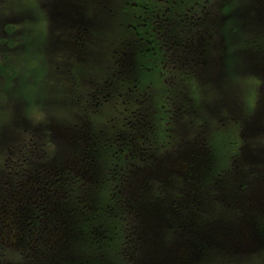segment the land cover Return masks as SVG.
<instances>
[{
	"label": "rangeland",
	"instance_id": "374dc122",
	"mask_svg": "<svg viewBox=\"0 0 264 264\" xmlns=\"http://www.w3.org/2000/svg\"><path fill=\"white\" fill-rule=\"evenodd\" d=\"M105 1L110 2L114 15V18L110 21V25H115L121 12V5L117 0ZM129 1V6H131L132 1L136 2L137 0ZM173 1L174 0H171V3ZM179 1L180 0H175V3ZM201 1L204 2V0ZM162 3L163 1L160 2L159 6L163 11L162 14L165 15L170 11L165 10L166 7H164ZM167 3L170 4V2ZM1 4L2 3H0V11L4 9ZM3 5L6 6L8 11L6 10V14H2V12L0 17H2L1 15L7 16L14 10L22 12L24 16L27 17L28 15H31L27 8L34 13L35 16H32L36 17V10L39 9L40 0H5ZM88 6H90V1L88 2ZM149 6L150 5H148V7ZM141 8L142 6L140 9ZM143 11L141 12V18L144 16ZM42 13L43 11L38 12V17L41 16ZM194 14L196 16H201V14L196 11ZM24 26L26 28V33L24 34L25 46L23 50H21L17 56H14L12 61L8 63L4 62L1 66L3 71L0 70V125L3 127L5 124L7 129H17L18 119V122L26 127L24 136H21L22 138L19 136L14 137L11 141L9 140L11 136L8 133V130L0 128V134L7 136V139L0 142V196L2 195L5 184L7 185L10 182L18 183L19 174L27 170L29 172H33L37 169H42L45 175L49 173L50 176L51 173L53 175L56 174V170H58V167L56 166L57 164H60L61 166L59 168L63 171L65 170L66 174H68V171L71 170L76 172V176L84 178V175L79 173L78 167L71 168L74 163H71L69 160H74L75 157L77 161L81 162L84 156H87V154H85V148L82 146L81 149L83 151L81 152H74L73 150L80 141L86 143L101 133L110 130L112 125L119 124L123 132H127L128 140L127 142L119 141L117 143L116 140L118 138L115 137L112 143V141L108 142V139L106 138L104 140L106 142H102L104 148H106L105 143L113 146L116 142L117 148L115 150H121L124 148V144H130L131 147H137L141 143L143 144L148 142L144 137V133H147L148 131L146 128L145 131H143V127L146 124L144 123V120L147 121L146 112L149 111V109L144 105L139 107L138 103H136L126 110L125 108L127 105L125 106V104H127L129 98L126 95V92L120 96L121 89H124L125 87L128 88L131 81L134 84L138 82V77L131 78L130 82L125 81L122 84H119L117 79L114 77L112 70L114 68H118L122 71L127 69L126 63L128 61L116 64L111 62L109 58L110 54L112 56V54L116 53V50L123 51L124 49L131 51L132 49H130L128 45H123L122 43L119 44V42L113 45H108V58L105 56L101 58L93 55L87 58V61L83 63V67H71V70L77 76H70L64 79L66 82L64 83V88L66 87L67 89H64L63 87V89H60L58 86L60 84L52 89H48L46 84L49 83L50 87L57 84L56 80L50 77L52 76L50 74V72H52L51 69L55 68L54 63H56V60L51 58L50 62L47 63L49 67L48 72H43L44 68L42 69V66L39 65L41 56H39L37 52L36 45L38 37L41 40H45L47 38L48 35H46V28L42 27V22L40 20L37 21L29 18L24 20ZM155 27L159 34L162 30H170L172 26H166V24H163L162 26L161 21H159L155 22ZM146 30L147 28L143 31L144 34ZM149 30H151L150 27ZM147 34L145 35L150 36V33ZM157 41L160 42V39ZM146 44L149 45L150 41L145 40V45ZM128 51L125 52L129 54ZM173 53L174 51H172V54ZM169 57L170 56L156 58V61H160V71L162 74L167 73V68H171L166 64L163 66L161 65V63L164 61L166 62ZM189 57L190 56H188V59H190ZM154 58L155 57L152 58V63ZM174 58L175 55H173V59ZM104 59L108 60V69ZM81 60L82 59L78 61ZM136 60L138 64H140L141 58L138 54H136ZM235 66H239L242 69L241 61L238 62L236 59L232 58V69L235 68ZM139 68L140 67L137 66V69ZM207 68H209V66ZM8 69L12 71V74L7 72ZM261 69H264V67H261ZM208 70L210 73H208ZM217 71V73H211V68H209L202 72L204 81H211L215 83V85L204 84L201 86L202 78L196 76V81L193 82L192 85H189L186 89L188 91H186L187 96L183 95V99L185 101H187V98L190 99L194 106V111L192 113L193 126H184L181 133H179L175 129L176 121L173 120V117L171 118L169 115L166 117L165 112L161 110L160 113L156 114V119L151 122L156 123L160 120V122L156 125L158 132L154 131L152 133L151 141L156 139L158 140L157 144H166V149H163L160 152H163V154L167 153L165 162L173 160L172 164H177V171L180 170L179 165H183L185 160L188 159L187 156L190 154H197L196 152L199 150V147L202 151L207 149V151L203 152L204 154H210L208 148H212L215 155H212L211 153L210 156L214 158V161L210 163V167H201L206 179L210 178L212 175L209 179L210 183L207 182V184H210V190L215 187L213 184H217V180H215L218 177L217 172H220L224 168H231L229 173L236 172V170L239 169L238 165L241 164L239 163L237 156L239 154L242 158L245 154V129L240 126L242 123L238 122V119L235 117L236 115L233 113L237 114L236 112L239 111L241 115L243 113L246 114L252 107L255 109V107L259 105L260 101L264 104V101L262 100L264 98V82L262 79L258 80V77L253 76L251 73L247 76H243L244 73L241 72H237L240 75L239 79H237L236 72L234 70H230L229 65L227 66L226 64L223 66L220 65V68H218ZM156 72H158V70ZM207 76L211 77V79H206ZM165 77H168L169 81L173 79L174 83L177 81L175 77L170 76L168 73L163 78ZM93 80L94 84L92 86ZM140 80H143L141 84L142 86L146 85L148 87L150 85L151 88L153 85V89H155V87L159 88L162 86L156 73H150V75L141 73ZM60 86H62V84ZM97 88L99 89L97 90ZM87 91L89 92L86 95L94 93H97L96 95H98V93L103 92L100 98L103 103L100 108L97 107L100 106L102 101L96 102L95 100L97 97L95 96H90V98L87 97L86 100L77 103L74 107L70 105L72 101L74 102L77 98L82 97L79 93L85 94ZM62 92L63 94H60ZM154 94L155 93H151V91H149L148 95H146L147 97L143 101L144 103L151 105V107L156 108L159 106L161 101L160 98ZM116 97H119L122 100V103L124 102L122 106H116V103L114 102ZM237 97L240 101H242L241 103H243L241 106H238V104L235 103L238 101ZM165 98L166 95L163 94V99L165 100ZM131 100H134V96ZM136 101H138V99H136ZM199 101L200 107L198 104ZM89 103H91V106ZM88 104L89 106L87 108L84 107ZM206 104L216 106L217 113L212 111L209 113L208 110L206 113L201 111L200 108H204ZM228 105H231L233 113L228 111ZM224 108L227 110H224ZM90 111H96V113L90 116L88 114ZM51 117L55 118V121ZM131 118H134V121L137 122L138 126H134L132 124ZM1 123L4 124L2 125ZM66 123H68L67 125L69 126V129L64 128ZM43 124L45 127H43ZM70 129L75 132L77 131L81 136L79 138L75 137L74 139ZM32 137L34 139H32ZM202 137H207L208 141L203 142ZM48 139H51L55 146L61 145V149L65 150V152H63L57 160L51 152L52 144L48 142ZM140 139L142 140L140 141ZM175 139L176 143L173 142ZM251 139L255 142L264 144L262 143L264 140L261 136L251 137ZM33 142H36V149L33 148ZM41 142L44 143V146L41 145ZM180 142H182L180 148L183 147V149H186L190 146L188 153L185 149L184 152L180 154H177V152H179L178 149L175 152L172 151L173 148L178 147ZM72 144L75 145V147H73ZM252 146L254 147L253 144ZM44 151L46 152L45 157H43ZM24 152H27L29 155L25 156ZM70 153L73 154L74 157ZM114 153L116 152L114 151ZM103 155L107 156V151L103 150ZM103 155H101V161L102 163H105L103 166L108 167L106 168L108 170L105 172L104 177L107 179L108 183L112 184L109 193L116 199L126 198L121 203L122 208L125 209L128 217H133L129 214L135 213L130 207H128L131 199L133 198V192L125 184H123L122 177L119 174L117 175V173H123V169L132 171L143 166L142 164H139V162H141L140 158L137 154L130 151L125 156V160H121L120 158L118 161H115L117 156H113V152H111L108 153V156H112L111 158L114 160V163H112L109 158L106 162V159L104 160L105 156ZM175 155L178 156L176 161L173 159ZM67 157H69V159ZM48 162H50V166L46 165ZM142 162H144V160H142ZM177 162L181 163L178 164ZM188 164L192 165L190 161H188ZM259 165L264 166V162H260ZM222 172L224 173L225 170ZM180 173L181 180H184L182 172ZM58 175L63 176L64 174L62 173ZM69 177L71 176L68 174L66 178ZM76 181L78 183L82 182L81 179H76ZM202 186L204 187V182L202 183ZM177 187L183 192L184 187L180 184V182L177 184ZM256 187L257 190L255 194L257 197L262 198L264 203V181L262 185H256ZM231 192L236 193V191ZM178 194L182 193L176 190L175 195ZM263 207L264 206L261 203L260 208ZM255 215L256 221L255 223H252L253 225L250 227L251 230L253 228L256 230L259 227L264 226V221H261V215L259 213H256ZM120 222L123 223L125 227L131 226L125 221ZM258 234L259 233H257V235ZM121 235H124L123 231L119 234L116 226L108 232L107 246L111 254L112 250L115 251L113 253L117 255V249L121 245L118 244L120 241L119 236ZM124 238L125 237H123L122 241H124ZM257 239L260 238L257 237ZM122 252L123 256L120 255V257L117 258L119 263H129L131 260L128 259L129 256L126 255V251L124 250ZM250 255L251 257L246 258L227 256L224 252H222L221 248L217 246L213 248L210 257H208V255L203 256L196 264H264V246L261 249L252 252Z\"/></svg>",
	"mask_w": 264,
	"mask_h": 264
},
{
	"label": "flooded vegetation",
	"instance_id": "af4514ba",
	"mask_svg": "<svg viewBox=\"0 0 264 264\" xmlns=\"http://www.w3.org/2000/svg\"><path fill=\"white\" fill-rule=\"evenodd\" d=\"M38 204L36 199L27 198L19 203L7 198L0 201V264H71L69 255H62L66 235L60 230V214L46 215ZM251 218L252 214L238 216L235 226L222 224L216 234L235 236ZM163 260H171L169 252Z\"/></svg>",
	"mask_w": 264,
	"mask_h": 264
},
{
	"label": "trees",
	"instance_id": "16d2710c",
	"mask_svg": "<svg viewBox=\"0 0 264 264\" xmlns=\"http://www.w3.org/2000/svg\"><path fill=\"white\" fill-rule=\"evenodd\" d=\"M129 1V0H128ZM130 2V1H129ZM146 122V126L147 121ZM137 122L134 121V119H132V124L134 126H138V124H136ZM119 137V136H118ZM117 137V138H118ZM128 140V135L127 132H123V134L121 135V138L118 140H116V142L118 143L119 141H126ZM116 142L113 146H111V144H108V146L103 149L105 151H107V156L108 153L113 152V156H117V158L115 159V161H118L120 158L121 160H125V155L128 152H135V150H132V147L130 144L128 145H124V148L122 149V151L120 152V150H115L117 148ZM113 143V142H112ZM82 146L85 148V143L82 144ZM89 149V148H87ZM92 149L94 151V156L91 158V156L89 155L87 158L89 160L88 163L85 164V166H89V168H91V173H93L94 176H99L100 178H103V174H98V169L99 168H108L106 166H103L105 163H102V157L101 154L99 155V148H98V152L96 153V148L94 146H92ZM148 149V148H146ZM114 151L116 153H114ZM90 152V150H89ZM140 154V158L141 160H144L143 162V167L139 170H132L130 172H128L127 169H123V173L119 172L118 174L122 177L123 183H128L131 186H134V184L138 183L139 181H142L144 183H148L150 185L154 186V190L153 191H148L146 193V195H148L149 198L146 197L145 201H148L147 203H149V201L153 200L154 204H155V210H150L149 212L154 213L155 212V216L154 218L156 219V223L158 225L161 226V224L165 223L164 221H166V217L169 214H178L181 213V210L179 209L178 205L172 201L169 200V197H167L166 194L163 193V191H165L164 189V185L166 183L169 184H177L180 182V184L184 187L190 186L191 182H198L200 180H205V177L203 175H201L202 173H200L199 171L196 170H192V169H188L186 172L180 169L179 171L176 170V166L174 167H169V163L167 162L166 164V168L162 167L160 164V160L163 161L164 163V158H149L147 157L146 153L143 151V149L139 148V152ZM103 155V154H102ZM105 156V155H103ZM105 156L104 160L106 159V162L109 158V160L114 163V160L111 158L112 156ZM139 159V158H138ZM262 160H260L258 163H256V166H258L257 164H260V162H264V157H261ZM205 160H207L206 158H204V163ZM209 162V160H207ZM244 164V163H243ZM107 165V164H106ZM108 166V165H107ZM123 167V166H122ZM125 168V167H124ZM188 167L186 166V169ZM139 169V168H136ZM108 169H105L104 172H107ZM135 172L139 173L140 175V179L136 178V174ZM184 177V180H181V173ZM97 173V174H95ZM179 174H180V179H179ZM173 176V177H172ZM199 176H203L200 177L201 179H199ZM247 178H240V174L237 175L236 181L240 182V184H245ZM92 181H98L101 182L102 184L104 183V180H99L96 178H93ZM174 181H177L176 183ZM184 181V182H183ZM87 189H83L82 191L80 190H76V196L77 198H81L79 199L80 201V207L82 208V213H84L85 215L88 213H92L93 215H96L98 213V208L94 209L97 204L100 202L101 199H104V197H102V190H105L104 186H100L97 185V183H87ZM104 187V188H103ZM71 190L74 192V188H71ZM174 191V190H173ZM193 190L190 188L187 190V193H192ZM143 193V192H142ZM139 194V193H137ZM181 194H178V196H180ZM190 196V195H188ZM110 197V201H112V197L111 195H109ZM195 195H191V198H194ZM144 198V195H139V196H135L133 198V207H136L137 203L141 204L142 200ZM122 199H126V198H118L116 201H121ZM121 205V204H120ZM119 205V206H120ZM115 211H110V212H115L114 217L115 218H119V215L121 213H124L123 211H121L122 209H120L118 207L114 208ZM168 225H172L174 224L172 221H167ZM175 226V225H173ZM106 229H111V226L108 225V223L102 220H99L95 227H91L89 230L93 231V233H97L99 235V237H102L103 234L105 233L104 231ZM163 231V230H160ZM156 234L157 236H159L161 234V232H159L156 229Z\"/></svg>",
	"mask_w": 264,
	"mask_h": 264
},
{
	"label": "bare ground",
	"instance_id": "6f19581e",
	"mask_svg": "<svg viewBox=\"0 0 264 264\" xmlns=\"http://www.w3.org/2000/svg\"><path fill=\"white\" fill-rule=\"evenodd\" d=\"M240 191H243V188L240 187L239 189H236V192L239 193Z\"/></svg>",
	"mask_w": 264,
	"mask_h": 264
}]
</instances>
